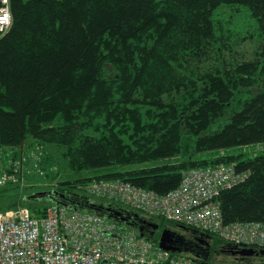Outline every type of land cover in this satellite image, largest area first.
Wrapping results in <instances>:
<instances>
[{
  "label": "trees",
  "instance_id": "trees-1",
  "mask_svg": "<svg viewBox=\"0 0 264 264\" xmlns=\"http://www.w3.org/2000/svg\"><path fill=\"white\" fill-rule=\"evenodd\" d=\"M11 7L12 26L0 39V165L14 179L0 184V210L22 203L43 216L56 204L30 197L43 189L56 191L57 205L103 213L118 204L93 193L94 181L119 178L165 193L187 169L234 162L247 175L219 195L225 222L264 221V49L243 59L235 49L264 36V0ZM250 145L261 149L227 152ZM49 146L82 174L35 187L33 179L55 177L61 163ZM152 218L168 228L175 222ZM176 223L186 233L172 229L182 237L175 243L201 263L218 264L213 249L223 243L237 264H264V253L233 254L241 247Z\"/></svg>",
  "mask_w": 264,
  "mask_h": 264
},
{
  "label": "built area",
  "instance_id": "built-area-1",
  "mask_svg": "<svg viewBox=\"0 0 264 264\" xmlns=\"http://www.w3.org/2000/svg\"><path fill=\"white\" fill-rule=\"evenodd\" d=\"M12 23L11 0H0V39ZM246 175L232 163H220L187 169L165 193L119 178L94 181L89 189L116 207L215 233L237 247L264 249V221L225 222L219 201L222 190ZM9 179L14 175L0 165V184ZM120 225L105 214L65 205H51L43 216L27 206L0 210V264H204L176 243L175 250L164 249Z\"/></svg>",
  "mask_w": 264,
  "mask_h": 264
},
{
  "label": "rangeland",
  "instance_id": "rangeland-1",
  "mask_svg": "<svg viewBox=\"0 0 264 264\" xmlns=\"http://www.w3.org/2000/svg\"><path fill=\"white\" fill-rule=\"evenodd\" d=\"M235 49L241 51L238 53L239 59H243L244 55H246L249 58L253 57V56H255L254 54H256L257 52L264 49V36L262 38L260 37L258 39L246 40V41H244V43L241 44V46H235ZM234 51H236V50H234ZM226 55L230 56V54L227 52H226ZM49 148H50L51 152H53L55 154V160L56 161L60 160L61 163H60V165H58V167L57 166L55 167V170H57V174L55 175V177L44 176V177L33 179L34 180L33 184L35 187H42V188H47V189H48V187L53 188L54 186H56L57 184L60 183L61 179H74L78 175L82 174V173L74 172L72 169H69L68 166L66 165L65 160L59 154V151L56 150L53 146H49ZM253 149L257 150V149H261V148L258 145L257 146L250 145V146H245L242 148L241 147L229 148V149H227V152L237 153L240 151H245V152L251 153ZM209 154L214 155V154H216V152L213 151ZM203 155H205V154H203ZM232 164H235V163L233 162ZM23 184L25 186V185L31 184V182H30V180H27V178H24ZM41 190H43V189H41ZM44 191H48V190H44ZM89 194H90L89 197L92 200H96L99 198L97 195H94L91 192ZM46 197H48V196H46ZM18 205L22 206V203H18ZM16 208H18V207H16ZM169 225H170V228L173 230L180 231L183 234L186 233V231L183 228H181L176 222L170 221ZM160 236H161V234H160ZM222 244H218L217 252H215L216 248L213 249L214 250L213 253L215 252L213 257H214V259H216V262L218 264H237L238 260L234 256H232L230 253H228L224 250L219 249V246H221Z\"/></svg>",
  "mask_w": 264,
  "mask_h": 264
},
{
  "label": "flooded vegetation",
  "instance_id": "flooded-vegetation-1",
  "mask_svg": "<svg viewBox=\"0 0 264 264\" xmlns=\"http://www.w3.org/2000/svg\"><path fill=\"white\" fill-rule=\"evenodd\" d=\"M113 207V206H112ZM116 210H122V213L119 214L116 212ZM103 212L105 215L108 217L110 216V219L115 220L118 223H121L125 226H131L135 230H137L140 233H143L147 237H157L158 235L161 234L165 226H161L160 223L157 221L153 220L152 217L149 216H143L139 212L135 211L134 209L127 208V207H116L114 206L112 209L108 210L106 207L103 209ZM153 223H157L158 226L154 227ZM191 234H194L192 230L189 231ZM175 240L174 242H177L178 240L182 239L180 235L175 233ZM200 240V239H199ZM200 244L202 246H207L208 249H210V243L205 241L200 240ZM255 249V253L253 254L254 258H260L262 259L261 253L259 248L252 247ZM220 250H224L223 246H219ZM218 249V250H219ZM225 251V250H224ZM215 252H217V248L215 249ZM214 252V253H215ZM234 254V253H233Z\"/></svg>",
  "mask_w": 264,
  "mask_h": 264
},
{
  "label": "water",
  "instance_id": "water-1",
  "mask_svg": "<svg viewBox=\"0 0 264 264\" xmlns=\"http://www.w3.org/2000/svg\"><path fill=\"white\" fill-rule=\"evenodd\" d=\"M56 191H44V190H41V191H37L33 194H31V198H44L46 196L50 197L51 199L55 200L56 201V204H61V201L57 200L53 193H55ZM65 206H67L66 204H64ZM68 207V206H67ZM106 208L108 210L112 209L111 206H106ZM97 213H102L100 211H96ZM117 213L121 214L122 213V210H116ZM102 214H105L104 212ZM108 218H110V216H108ZM153 226L156 227L158 226L157 223H153ZM141 235H144V234H141ZM175 232L168 228V227H165L163 229V231L161 232V236H160V239H159V244L162 248L164 249H172V250H175L176 249V246L174 245V240H175ZM201 241H205V239H200ZM208 242V241H207ZM209 243V242H208ZM232 253L236 254V253H239V254H244V255H253L255 253V249L254 248H247V247H244V248H241V249H238V250H234L232 251ZM260 253H264V249H261L260 250Z\"/></svg>",
  "mask_w": 264,
  "mask_h": 264
}]
</instances>
